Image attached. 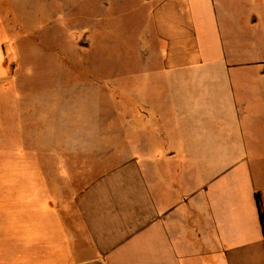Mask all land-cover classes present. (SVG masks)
I'll use <instances>...</instances> for the list:
<instances>
[{
  "label": "crops",
  "instance_id": "crops-1",
  "mask_svg": "<svg viewBox=\"0 0 264 264\" xmlns=\"http://www.w3.org/2000/svg\"><path fill=\"white\" fill-rule=\"evenodd\" d=\"M140 4L114 103L0 167V264H264V0Z\"/></svg>",
  "mask_w": 264,
  "mask_h": 264
},
{
  "label": "rangeland",
  "instance_id": "rangeland-1",
  "mask_svg": "<svg viewBox=\"0 0 264 264\" xmlns=\"http://www.w3.org/2000/svg\"><path fill=\"white\" fill-rule=\"evenodd\" d=\"M139 4L0 0V167L50 165L49 158L35 161L26 155H49L56 134L83 133L84 107L114 103L113 89L86 80L98 81L92 76L102 71L110 85L129 84V78L114 76L127 75L132 54L140 52ZM108 128L113 132V121ZM18 176L0 173V181ZM26 177L32 183L51 182L50 173Z\"/></svg>",
  "mask_w": 264,
  "mask_h": 264
},
{
  "label": "trees",
  "instance_id": "trees-1",
  "mask_svg": "<svg viewBox=\"0 0 264 264\" xmlns=\"http://www.w3.org/2000/svg\"><path fill=\"white\" fill-rule=\"evenodd\" d=\"M255 199V203H256V208H257V213H258V220L260 223V229H261V233L264 239V212H263V206H262V202L260 199V196L258 194H255L254 196Z\"/></svg>",
  "mask_w": 264,
  "mask_h": 264
}]
</instances>
